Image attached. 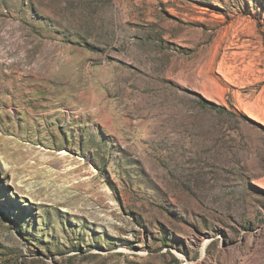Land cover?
<instances>
[{"label": "rangeland", "instance_id": "374dc122", "mask_svg": "<svg viewBox=\"0 0 264 264\" xmlns=\"http://www.w3.org/2000/svg\"><path fill=\"white\" fill-rule=\"evenodd\" d=\"M0 264H264V0H0Z\"/></svg>", "mask_w": 264, "mask_h": 264}, {"label": "bare ground", "instance_id": "6f19581e", "mask_svg": "<svg viewBox=\"0 0 264 264\" xmlns=\"http://www.w3.org/2000/svg\"><path fill=\"white\" fill-rule=\"evenodd\" d=\"M11 64H12V63H11ZM11 64H10V65H11ZM16 67H17V66H16ZM14 68H15V67H14ZM24 69H25V68H24ZM16 73H17V72H16ZM13 74H14V73H13ZM14 76H15V75H14ZM19 76H20V75H18V76H16V77H13V80H14V81H17V79H18L17 77H19Z\"/></svg>", "mask_w": 264, "mask_h": 264}]
</instances>
